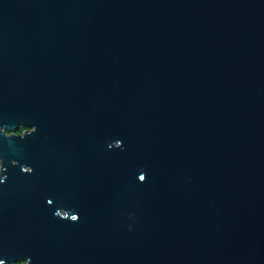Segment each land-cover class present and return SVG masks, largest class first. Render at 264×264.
<instances>
[{
  "label": "water",
  "instance_id": "obj_1",
  "mask_svg": "<svg viewBox=\"0 0 264 264\" xmlns=\"http://www.w3.org/2000/svg\"><path fill=\"white\" fill-rule=\"evenodd\" d=\"M0 162V264H264V0H0Z\"/></svg>",
  "mask_w": 264,
  "mask_h": 264
},
{
  "label": "flooded vegetation",
  "instance_id": "obj_2",
  "mask_svg": "<svg viewBox=\"0 0 264 264\" xmlns=\"http://www.w3.org/2000/svg\"><path fill=\"white\" fill-rule=\"evenodd\" d=\"M32 131H34V127L25 126V125H19L18 128H16L13 131L6 130L8 134H15L19 136L25 134L26 132H32ZM1 170H2V164L0 162V177L4 175V174H1Z\"/></svg>",
  "mask_w": 264,
  "mask_h": 264
},
{
  "label": "snow or ice",
  "instance_id": "obj_3",
  "mask_svg": "<svg viewBox=\"0 0 264 264\" xmlns=\"http://www.w3.org/2000/svg\"><path fill=\"white\" fill-rule=\"evenodd\" d=\"M141 179H143V177H141Z\"/></svg>",
  "mask_w": 264,
  "mask_h": 264
}]
</instances>
